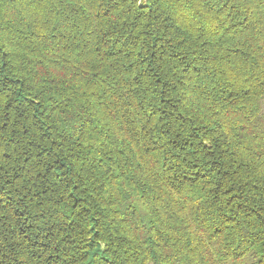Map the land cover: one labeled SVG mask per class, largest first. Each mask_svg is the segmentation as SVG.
I'll return each instance as SVG.
<instances>
[{
  "label": "trees",
  "instance_id": "obj_1",
  "mask_svg": "<svg viewBox=\"0 0 264 264\" xmlns=\"http://www.w3.org/2000/svg\"><path fill=\"white\" fill-rule=\"evenodd\" d=\"M0 264H264V0H0Z\"/></svg>",
  "mask_w": 264,
  "mask_h": 264
}]
</instances>
